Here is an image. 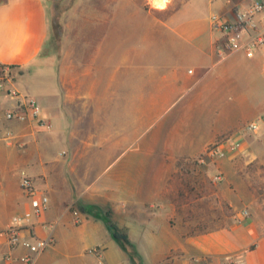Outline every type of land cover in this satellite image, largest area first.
I'll return each instance as SVG.
<instances>
[{
    "label": "crops",
    "instance_id": "crops-1",
    "mask_svg": "<svg viewBox=\"0 0 264 264\" xmlns=\"http://www.w3.org/2000/svg\"><path fill=\"white\" fill-rule=\"evenodd\" d=\"M209 1L216 11L226 8ZM184 5L155 23L163 33L154 39L156 49L149 41L148 52L135 53V111L156 124L150 141L135 163L129 159L112 173L109 164L93 176L115 154L117 138L97 126L94 132L75 130L82 120L69 107L82 108L84 120L94 109L96 125L107 107L108 84L90 71L80 75L75 66H62L58 58L41 61L49 37L44 0L0 3V264H22L20 257L32 256L5 234L13 217L26 212L31 216L17 223L21 237L52 239L33 255L34 264H129L114 227L127 236L131 250L135 243L138 264H264V199L252 182L236 183L230 163L238 154L234 143L246 156L264 157V124L255 133L244 129L264 113V45L253 57L221 50L206 33L210 23L179 19ZM12 91L39 103L49 131L54 121L70 125L73 117L75 127L65 135L68 149L59 158L45 155L59 129L43 135L41 127L6 118L18 106ZM218 139L226 159L200 163L210 180L183 181L188 161L205 155ZM21 169L49 197L46 209L36 211L23 194ZM188 188L200 192L195 206ZM214 206L224 223L205 226L203 221L217 218ZM189 214L200 222L192 223ZM96 247L99 254L89 252Z\"/></svg>",
    "mask_w": 264,
    "mask_h": 264
},
{
    "label": "rangeland",
    "instance_id": "rangeland-1",
    "mask_svg": "<svg viewBox=\"0 0 264 264\" xmlns=\"http://www.w3.org/2000/svg\"><path fill=\"white\" fill-rule=\"evenodd\" d=\"M4 1L0 0V3ZM44 2L48 13L49 37L41 61L58 58L62 66H75L80 75L85 70L87 73L90 71L95 74L92 76L94 79H99L103 85L107 83L109 86L105 92L107 97L104 98L107 107L102 110L101 122L96 125L94 109H88L84 120L82 108L69 107L70 115L73 113L76 118L82 120L81 123H77L75 130L82 131L86 128L94 132L100 127L110 137L117 138L118 146L115 154L106 163L98 164L96 166L98 170L92 175H97L98 171L109 164L111 165L108 170L126 163L129 159L135 163V157L148 144L156 129V124H151L148 118L140 120L138 112L135 111V64L138 63L135 53L148 52L149 41L153 43L151 44L153 50L156 49L154 39H158L163 33L155 23L172 18L182 5L185 4L178 16L179 19L196 17L207 25L210 13L215 8L209 0H44ZM206 33L211 34L215 39L219 37L209 25ZM53 124V130L40 132L43 135H55L59 129L60 136L46 147L45 155L49 160H56L62 150L68 149L65 135L69 127L71 129L75 127L73 117H70V125L65 119L61 124L62 128L58 127L55 121ZM244 150V147L239 145L236 149L237 156L230 161L235 170L234 179L237 184L242 181L252 182L260 199H264V157L246 156ZM122 152L123 156L117 159ZM224 158L225 156L209 157L205 154L199 159L188 161L183 168L185 175L181 179L210 180L202 167L204 164L200 163L206 161L207 164L209 162L210 165H216ZM188 191V201L195 206V199L199 198L200 192L190 188ZM205 192L208 193L209 190L206 189ZM207 207L210 208L211 205L208 204ZM210 210L216 213L217 218L203 221L204 225H222L224 218L221 210L215 206ZM188 217H192L189 219L192 223L200 222L195 220L194 214H189ZM121 244L129 254V264H138V258L133 250L135 243L132 250L127 243L122 241Z\"/></svg>",
    "mask_w": 264,
    "mask_h": 264
},
{
    "label": "built area",
    "instance_id": "built-area-1",
    "mask_svg": "<svg viewBox=\"0 0 264 264\" xmlns=\"http://www.w3.org/2000/svg\"><path fill=\"white\" fill-rule=\"evenodd\" d=\"M225 4L224 11H212L209 16L211 30L219 35L217 45L223 51L242 50L248 57H253L255 51L264 45V0H219ZM3 81L0 80V90ZM12 96L18 99V106L7 111L5 116L10 121L21 123H31L45 130L51 128V124L42 115L39 103L27 95L21 96L17 91H12ZM260 124H264V113L258 121L245 125L244 129L255 133L260 129ZM223 141H216L207 149L206 155L209 157L225 156L226 152L220 148ZM239 147L234 143L232 150ZM20 186L23 194L30 200L31 206L36 211L47 208L49 197L39 190L26 170H20ZM30 212H26L22 217L15 216L13 224L8 226L5 234L8 242L14 245L26 247L32 256H22L18 260L22 264H34L33 255H39L48 249L52 244L51 237L23 239L20 235L18 221L22 218H29ZM90 253L99 254L100 249L93 248ZM7 260L13 259L9 256ZM11 264V262H9ZM101 264V263H100Z\"/></svg>",
    "mask_w": 264,
    "mask_h": 264
},
{
    "label": "trees",
    "instance_id": "trees-1",
    "mask_svg": "<svg viewBox=\"0 0 264 264\" xmlns=\"http://www.w3.org/2000/svg\"><path fill=\"white\" fill-rule=\"evenodd\" d=\"M219 141V139L217 140ZM113 237L118 239V240H122L124 242H128V238L125 234H121L117 228L114 227V230H113Z\"/></svg>",
    "mask_w": 264,
    "mask_h": 264
},
{
    "label": "bare ground",
    "instance_id": "bare-ground-1",
    "mask_svg": "<svg viewBox=\"0 0 264 264\" xmlns=\"http://www.w3.org/2000/svg\"><path fill=\"white\" fill-rule=\"evenodd\" d=\"M161 3V2H160ZM162 6V5H161Z\"/></svg>",
    "mask_w": 264,
    "mask_h": 264
}]
</instances>
